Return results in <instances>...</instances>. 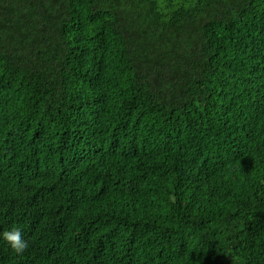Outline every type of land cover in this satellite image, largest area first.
I'll return each instance as SVG.
<instances>
[{"label":"trees","instance_id":"1","mask_svg":"<svg viewBox=\"0 0 264 264\" xmlns=\"http://www.w3.org/2000/svg\"><path fill=\"white\" fill-rule=\"evenodd\" d=\"M0 264H264V0H0Z\"/></svg>","mask_w":264,"mask_h":264},{"label":"clouds","instance_id":"2","mask_svg":"<svg viewBox=\"0 0 264 264\" xmlns=\"http://www.w3.org/2000/svg\"><path fill=\"white\" fill-rule=\"evenodd\" d=\"M0 241H3L17 255H23L29 248L24 232L18 227L0 232Z\"/></svg>","mask_w":264,"mask_h":264}]
</instances>
